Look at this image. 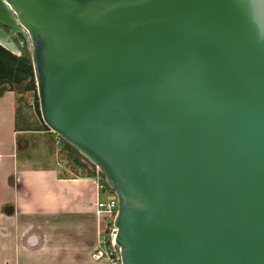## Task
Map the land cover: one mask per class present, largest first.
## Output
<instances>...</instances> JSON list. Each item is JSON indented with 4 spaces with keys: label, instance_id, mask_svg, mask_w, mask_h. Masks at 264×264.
<instances>
[{
    "label": "water",
    "instance_id": "95a60500",
    "mask_svg": "<svg viewBox=\"0 0 264 264\" xmlns=\"http://www.w3.org/2000/svg\"><path fill=\"white\" fill-rule=\"evenodd\" d=\"M0 24L114 193L122 264H264V0H0Z\"/></svg>",
    "mask_w": 264,
    "mask_h": 264
},
{
    "label": "crops",
    "instance_id": "0c3cea01",
    "mask_svg": "<svg viewBox=\"0 0 264 264\" xmlns=\"http://www.w3.org/2000/svg\"><path fill=\"white\" fill-rule=\"evenodd\" d=\"M17 107L16 94L1 90L0 264H112L92 257L95 202L110 193L93 174L65 175L55 159L62 140L43 126L18 130Z\"/></svg>",
    "mask_w": 264,
    "mask_h": 264
},
{
    "label": "rangeland",
    "instance_id": "374dc122",
    "mask_svg": "<svg viewBox=\"0 0 264 264\" xmlns=\"http://www.w3.org/2000/svg\"><path fill=\"white\" fill-rule=\"evenodd\" d=\"M1 27L5 31H8L7 26L1 25ZM9 43L11 44L7 46L0 42V51L4 50L12 55L11 58L13 62L14 72L12 75H9V72L0 69V91L8 89L10 87L18 90L19 88L17 87V85L19 86V83H17V81L20 78H22V76L26 75V77L24 78V82L22 83L23 86L20 87L18 92H15L16 97L18 99L17 105L18 107L22 108V111L28 113L29 115H33L40 123V125L43 126L44 123L41 119L40 110H39V99L37 95L36 84L33 74L30 40L28 38V35L25 32L24 33L18 32L16 35L10 37ZM11 45L14 48H10ZM29 66L32 75H27ZM32 79L34 80V86L30 85V81ZM5 82L7 83L5 84ZM26 87L29 89L24 91ZM61 143L64 146L61 145L62 150H59V153H57V157L55 159L61 162L65 167V170L62 169L65 175L82 176V175L93 174L95 175V177L98 176V178L97 177L96 178L101 183L107 185L104 176H102L101 174L96 175V171L98 169L94 164H92L88 159L82 156L73 146L69 145L68 143H65L63 140L61 141ZM57 144H59L60 146V143ZM101 191L108 193L107 189H101ZM110 198H114L112 193H110L109 198L105 200H108ZM103 220L104 219H102V223Z\"/></svg>",
    "mask_w": 264,
    "mask_h": 264
},
{
    "label": "built area",
    "instance_id": "2783aa9c",
    "mask_svg": "<svg viewBox=\"0 0 264 264\" xmlns=\"http://www.w3.org/2000/svg\"><path fill=\"white\" fill-rule=\"evenodd\" d=\"M57 141H61L59 136ZM99 174L100 172L97 170L96 175ZM96 177L98 178V176ZM96 180L98 189H107L109 193L113 194L114 198H110L108 200H102L98 198L95 202V214L98 221V239L97 248L93 252L92 257L94 260L105 258L110 260L112 264H122L119 248L115 242L116 228L113 224V218L117 210V199L112 190L107 185H104L98 179ZM102 219H104L103 223Z\"/></svg>",
    "mask_w": 264,
    "mask_h": 264
},
{
    "label": "trees",
    "instance_id": "16d2710c",
    "mask_svg": "<svg viewBox=\"0 0 264 264\" xmlns=\"http://www.w3.org/2000/svg\"><path fill=\"white\" fill-rule=\"evenodd\" d=\"M5 54L8 56H6ZM11 57H12V55L9 52L4 51V50L0 51V69H3L4 71L9 72V75H12L14 72L13 62H12ZM27 75H32L30 66H29V70L27 72ZM16 76H17V74H16ZM25 77H26V75L22 76V78H20L18 80L19 82L17 81V83H19V86L17 85V87L19 89H20V87L23 86L22 83L24 82ZM6 83L7 82H5V84ZM30 85L34 86V80L33 79L30 81ZM28 89L29 88L26 87V89L24 91H26ZM5 90H10V91H13L14 93L18 92V90L13 89L12 87L5 89ZM17 100L18 99L16 97V102H18ZM16 117L18 120V130H41V125L37 121V119L33 115H29L28 113L22 111V108H20V107L16 108ZM43 127H45V129H48L45 125H43Z\"/></svg>",
    "mask_w": 264,
    "mask_h": 264
},
{
    "label": "bare ground",
    "instance_id": "6f19581e",
    "mask_svg": "<svg viewBox=\"0 0 264 264\" xmlns=\"http://www.w3.org/2000/svg\"><path fill=\"white\" fill-rule=\"evenodd\" d=\"M2 44H4V45H7V46H9V44L8 43H5V42H1ZM11 44V43H10ZM10 48H14L12 45L10 46Z\"/></svg>",
    "mask_w": 264,
    "mask_h": 264
},
{
    "label": "flooded vegetation",
    "instance_id": "af4514ba",
    "mask_svg": "<svg viewBox=\"0 0 264 264\" xmlns=\"http://www.w3.org/2000/svg\"><path fill=\"white\" fill-rule=\"evenodd\" d=\"M1 26V25H0Z\"/></svg>",
    "mask_w": 264,
    "mask_h": 264
}]
</instances>
